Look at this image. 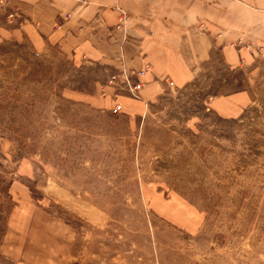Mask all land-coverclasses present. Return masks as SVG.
<instances>
[{
    "label": "rangeland",
    "instance_id": "obj_1",
    "mask_svg": "<svg viewBox=\"0 0 264 264\" xmlns=\"http://www.w3.org/2000/svg\"><path fill=\"white\" fill-rule=\"evenodd\" d=\"M1 3L0 264H264V58L214 50L115 111L113 69L13 36ZM243 90L239 115L210 105Z\"/></svg>",
    "mask_w": 264,
    "mask_h": 264
},
{
    "label": "crops",
    "instance_id": "obj_2",
    "mask_svg": "<svg viewBox=\"0 0 264 264\" xmlns=\"http://www.w3.org/2000/svg\"><path fill=\"white\" fill-rule=\"evenodd\" d=\"M2 1L17 10L20 27L11 28L13 36L24 35L36 48L55 45L114 73H132L140 98L120 97L126 112L143 111L165 79L175 86L191 81L214 50L230 67L264 58V0ZM106 89L113 102L114 87ZM251 99L243 90L215 97L210 105L222 116H236Z\"/></svg>",
    "mask_w": 264,
    "mask_h": 264
},
{
    "label": "built area",
    "instance_id": "obj_3",
    "mask_svg": "<svg viewBox=\"0 0 264 264\" xmlns=\"http://www.w3.org/2000/svg\"><path fill=\"white\" fill-rule=\"evenodd\" d=\"M143 73L142 71H138L135 74H141ZM131 74L132 73H126V72H121V73H114L110 76L108 83L111 86H119L118 88H124L127 92H129V94L132 97H136L139 98L138 94H137V89L140 86V82H132L131 81ZM134 74V73H133ZM119 76H121V80H119ZM120 105L119 104H115L114 107L112 108L113 110H119Z\"/></svg>",
    "mask_w": 264,
    "mask_h": 264
}]
</instances>
